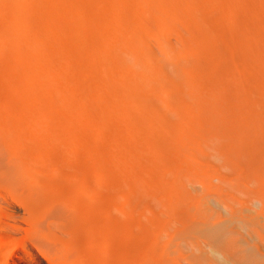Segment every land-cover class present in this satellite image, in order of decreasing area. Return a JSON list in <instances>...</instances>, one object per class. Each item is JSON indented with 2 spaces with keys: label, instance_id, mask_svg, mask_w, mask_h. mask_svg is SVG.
Returning <instances> with one entry per match:
<instances>
[{
  "label": "rangeland",
  "instance_id": "rangeland-1",
  "mask_svg": "<svg viewBox=\"0 0 264 264\" xmlns=\"http://www.w3.org/2000/svg\"><path fill=\"white\" fill-rule=\"evenodd\" d=\"M257 125L264 0H0V130L43 152L79 250L186 249L184 225L225 214L217 169L235 177L195 135Z\"/></svg>",
  "mask_w": 264,
  "mask_h": 264
},
{
  "label": "bare ground",
  "instance_id": "bare-ground-1",
  "mask_svg": "<svg viewBox=\"0 0 264 264\" xmlns=\"http://www.w3.org/2000/svg\"><path fill=\"white\" fill-rule=\"evenodd\" d=\"M154 62L145 64L150 71L163 72ZM194 140L210 150L207 158L214 157L219 167L235 173L234 178H227L217 169L216 178L222 185L218 189L222 196H217L227 197V203L220 200L225 214L187 221L188 228L184 225L182 233L185 236V230L191 231L193 240L186 249L155 251L133 264H264V132L258 125L253 130L235 127L234 131L227 128L195 135ZM45 162L41 150L14 146L0 130V264H131L124 248L115 252L103 245L82 251L70 245L81 217L67 210L66 201H52L47 195L50 186L45 180ZM241 165L255 166V176L248 174L253 180L247 179ZM86 200L92 202L93 197ZM13 240L20 244L13 246Z\"/></svg>",
  "mask_w": 264,
  "mask_h": 264
}]
</instances>
